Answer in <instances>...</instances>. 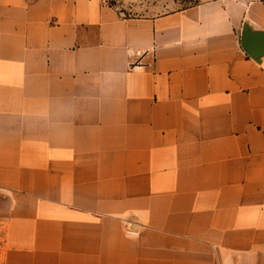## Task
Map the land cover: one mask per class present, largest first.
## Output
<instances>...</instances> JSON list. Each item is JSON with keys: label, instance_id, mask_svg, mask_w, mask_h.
<instances>
[{"label": "crops", "instance_id": "crops-1", "mask_svg": "<svg viewBox=\"0 0 264 264\" xmlns=\"http://www.w3.org/2000/svg\"><path fill=\"white\" fill-rule=\"evenodd\" d=\"M0 231V264H264V0H0Z\"/></svg>", "mask_w": 264, "mask_h": 264}, {"label": "rangeland", "instance_id": "rangeland-1", "mask_svg": "<svg viewBox=\"0 0 264 264\" xmlns=\"http://www.w3.org/2000/svg\"><path fill=\"white\" fill-rule=\"evenodd\" d=\"M211 0H104L122 17H156ZM0 231V238L1 236Z\"/></svg>", "mask_w": 264, "mask_h": 264}]
</instances>
